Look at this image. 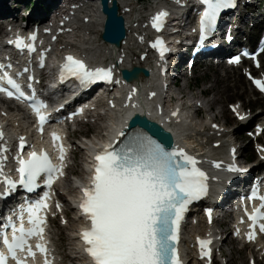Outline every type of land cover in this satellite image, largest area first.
Returning <instances> with one entry per match:
<instances>
[{
    "label": "snow or ice",
    "instance_id": "snow-or-ice-1",
    "mask_svg": "<svg viewBox=\"0 0 264 264\" xmlns=\"http://www.w3.org/2000/svg\"><path fill=\"white\" fill-rule=\"evenodd\" d=\"M202 3L207 6L200 19L202 36L214 30L222 10L236 6V0H202ZM166 16V12L158 13L154 17L153 27L159 30L162 18ZM31 39L35 40V35ZM15 43L20 48L22 38L17 37ZM158 44H162V41H157L153 47ZM27 47L34 50L32 45ZM160 52L163 57L162 47ZM234 62H239V56ZM64 72L76 77L82 85L111 79V69H91L84 61L71 55L66 57V63L62 66V74ZM253 82L264 91V81L256 79ZM7 84L15 91L0 85V92H6L9 98L16 96L18 99H27L11 77H7ZM32 107L42 132L46 117L40 110L45 105L33 102ZM173 115L178 113L174 112ZM3 138L4 133L0 130V141ZM52 139L56 142L60 138L53 133ZM19 148L21 151L24 149L22 137ZM0 152L6 153V146L0 147ZM59 153L60 165L54 164L47 152L38 154L32 151L27 159L17 156L19 185L32 192L39 187V181L43 178L45 186L50 190L55 180L63 175L65 149L62 144ZM6 159V156H0V176H3V161ZM94 159L91 187L83 189V199L79 204L83 215L90 222V227L83 230L80 236L92 264H182L178 251L181 221L188 205L206 195L208 190L207 176L197 167V160L183 149L167 151L161 144L143 135L130 138L118 150L104 148ZM216 167L220 165L216 164ZM229 170L242 171L235 165ZM3 183L7 191L0 195L10 194L17 188V181L6 176ZM256 198H259L261 204L248 217L251 221V230L247 234L249 241L255 239L257 227L264 233V195H258L254 189L249 199ZM47 200L48 193H45L42 198L28 205L26 211L31 227H24L22 211L18 217L20 227L11 225V241L7 234L4 235L3 244L15 264H28L29 259L35 260L37 252L44 256L43 264H51L45 242L46 216L42 215L49 209ZM32 238L39 240L35 250L30 243ZM198 243L201 258H210L211 240L198 238ZM7 259L0 254V264H7Z\"/></svg>",
    "mask_w": 264,
    "mask_h": 264
},
{
    "label": "rangeland",
    "instance_id": "rangeland-1",
    "mask_svg": "<svg viewBox=\"0 0 264 264\" xmlns=\"http://www.w3.org/2000/svg\"><path fill=\"white\" fill-rule=\"evenodd\" d=\"M221 75H223L222 72H219V74H215L212 67H203L202 69H197V72L195 73V78L197 79V87L189 93L185 91L184 94L186 96H198L199 91H205L208 93L206 101L212 100L213 98L219 99L218 104H216L213 108L214 113L217 115V119H219L220 121H228L226 114L223 113L226 112L225 101L229 99L232 94H234L233 90L235 88L238 92L242 91L244 80L235 77L233 79L227 78L221 80ZM216 81H219V83L216 84ZM191 82L192 84H194L195 81L191 80ZM216 91H219L222 97H219V95L216 94ZM239 256L238 253H235L233 255L234 264L242 263V257Z\"/></svg>",
    "mask_w": 264,
    "mask_h": 264
},
{
    "label": "bare ground",
    "instance_id": "bare-ground-1",
    "mask_svg": "<svg viewBox=\"0 0 264 264\" xmlns=\"http://www.w3.org/2000/svg\"><path fill=\"white\" fill-rule=\"evenodd\" d=\"M3 6V5H2ZM219 82L218 81H216V84H218ZM216 94H218L219 95V97H222V95L220 94V92L219 91H216ZM218 101H219V99H215V98H213L212 100H208L207 101V105L211 108V110L214 108V106L216 105V104H218Z\"/></svg>",
    "mask_w": 264,
    "mask_h": 264
}]
</instances>
